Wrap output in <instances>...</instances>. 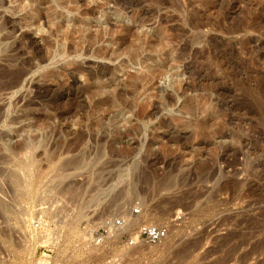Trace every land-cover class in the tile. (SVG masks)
I'll return each instance as SVG.
<instances>
[{
    "label": "rangeland",
    "instance_id": "1",
    "mask_svg": "<svg viewBox=\"0 0 264 264\" xmlns=\"http://www.w3.org/2000/svg\"><path fill=\"white\" fill-rule=\"evenodd\" d=\"M28 1L79 31L53 60L24 1L0 0V146L85 133L90 158L4 171L22 184L0 264H264V0ZM146 224L167 237L129 246Z\"/></svg>",
    "mask_w": 264,
    "mask_h": 264
},
{
    "label": "bare ground",
    "instance_id": "2",
    "mask_svg": "<svg viewBox=\"0 0 264 264\" xmlns=\"http://www.w3.org/2000/svg\"><path fill=\"white\" fill-rule=\"evenodd\" d=\"M23 1H24V4L21 8L23 11H25V15L23 16L22 20L25 22L26 26L29 29L35 28V30L38 33L44 35V37L42 39L46 40L47 44L46 43L45 44L47 46V49H49V51H50L49 54L52 56V59L58 60L59 58L67 55V53H69V51H70V46L68 45V42H69V40H71V38L74 37V34L77 31H79L78 26H77L79 20L77 18L72 17V15H70L69 12H60L59 14H57L53 17H48L45 21H42L39 18L38 19L36 18L34 6L29 5L28 0H23ZM3 25H0V27ZM15 29L13 28V32ZM28 36H27V34L26 35L24 34L25 38ZM51 38H54V40L53 39H52L53 41L50 40ZM5 39H8V38H5ZM49 40L52 42H50ZM30 43H32V42H30ZM100 86L101 85H99V90H101V89L105 90V89L109 88L108 86H102L100 89ZM127 94H128V92H127ZM116 96L120 97V91H118L116 95L111 96L114 99V101H117L115 98ZM107 100H110V96L108 97ZM103 117L105 118V115H103L102 118ZM54 133L55 132H51V133L44 132V134H42V136L39 138V137L31 136L29 134V132L26 130H23L22 133H20V131H17V134H21L22 140L17 142V144L12 145V147L8 146L9 144L8 145L5 144V145L0 146V183H1L0 184V200L2 201L1 205L3 206V209H4V207H5V209H6V207L8 209V206L9 205L11 206V204L14 202V200H16V199H14L16 197H14V191H13L14 187L13 186H18L19 184H22V183H20L21 182V179H20L21 176H19V174H15V173L9 174L8 173L9 175L7 174L8 176L5 175V177H4V171L7 172V169H8V171L10 169L11 170L15 169L14 171H16V170L18 171L19 169H27V167L29 168V166H31V165H33V163H35V160L39 162L38 163L39 168H37L38 166H36L35 169L36 168L42 169V170L43 169H54L53 172H55V173L58 169H83L87 165L86 163L90 158V151H87L85 149L84 151L77 153L80 146H81V141L83 139H85V137H87V135L85 133L81 134V138L78 139V141H79L78 145H75V147H73L72 145L66 146L64 144H60L59 141H57L56 143H53L51 145L50 141H51L52 137H54L53 136ZM2 138H3V136H2ZM3 139H5V138H3ZM37 148H42L44 151L42 153V154H44L43 156L45 157V159H44L45 163H43V165H46V166H44V168H42L43 165L40 164V161L36 157V154L39 152H36V154L34 153V150L36 151ZM6 151H8L10 154ZM37 151H38V149H37ZM4 152L8 153V155L4 154ZM29 152H30V154H28ZM67 153H73V157L71 159L64 160L65 159L64 157ZM35 157L37 159H35ZM39 157H40V155H39ZM43 158L41 159V157H40V160H43ZM34 165H37V163ZM40 165H42V166H40ZM55 169H57V170L55 171ZM17 171H16V173H18ZM27 172H29V171H27ZM19 173L21 174L22 171H20ZM59 173H61V172L59 171ZM56 174H55V176H56ZM6 176H7V178H6ZM48 176L49 175H47V177ZM53 181H54V179H53ZM60 181L63 182L62 180H60ZM50 182L51 181L49 180L48 184ZM54 182H56V181H54ZM60 184H62V183H60ZM23 185H24V183H23ZM57 185H56V187H57ZM52 187H54V186H52ZM59 188H60V186H59ZM47 189H46V191H47ZM63 189H62V192L64 193L65 191ZM52 191H53V189H52ZM60 195H62V194H60ZM60 197L64 198L63 196H60ZM15 203H13V204L15 205ZM119 207H121L120 204H119ZM10 208H12V207H10Z\"/></svg>",
    "mask_w": 264,
    "mask_h": 264
},
{
    "label": "built area",
    "instance_id": "3",
    "mask_svg": "<svg viewBox=\"0 0 264 264\" xmlns=\"http://www.w3.org/2000/svg\"><path fill=\"white\" fill-rule=\"evenodd\" d=\"M135 213H139V210H136ZM125 226V222L122 220H113L107 223L105 229L107 230H115V228H120ZM168 231L165 228L159 227L157 225H142L139 227L136 237L128 241L129 246H133L136 244V241H142L148 244H157L164 240L167 237Z\"/></svg>",
    "mask_w": 264,
    "mask_h": 264
}]
</instances>
